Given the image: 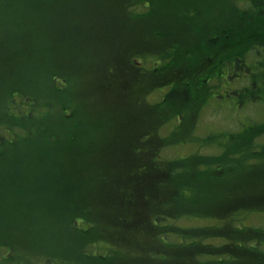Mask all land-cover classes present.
<instances>
[{
  "label": "rangeland",
  "instance_id": "1",
  "mask_svg": "<svg viewBox=\"0 0 264 264\" xmlns=\"http://www.w3.org/2000/svg\"><path fill=\"white\" fill-rule=\"evenodd\" d=\"M19 1L25 3L26 0ZM46 1L44 0L43 5L38 8L40 12L53 17V24L47 22L49 38L46 44L30 47L31 49L27 45L20 49H14L13 46L8 49L11 54L5 56L9 58L4 59L5 63L3 65V67H7V72L0 74V106L5 100L3 96L5 82H17L25 88L41 92L42 97L40 98L42 101L51 102L48 107H41L39 115L44 116L48 114V109H52L49 113V117H51L49 123L53 132L58 131V135H62L59 131L63 132L64 127L70 129L69 124H74L77 136L80 135L81 139L86 141L82 145L92 143L95 140H97V144L101 143L100 140L102 139L107 140L113 129L119 125H124L123 127L126 129L129 127L131 130H134L137 126V130H139L140 126H144L147 135L156 137L164 135L166 139L163 142H156L155 149L152 150V147L149 150L151 156H162L169 159L188 156L194 158L191 159L194 163L196 154L201 156L202 150L206 154H217L222 149L218 146L221 142L226 144L229 142L239 146L249 145L255 151L251 160L258 164L255 166L254 172L249 171L247 174L243 172L240 179L245 176L247 179L256 180L257 176L264 175V90L259 89L260 84L256 85L255 83L256 79H264V69H259V65L257 74H245L246 70L239 69L238 64L221 67L217 53L206 51L202 61L199 57L200 54L196 55L200 51L193 50L199 43L209 42L210 44L214 35L219 33L216 30L217 27L225 28L224 35L226 33L233 35L236 30L238 31L236 27H239L240 22L237 21L236 16H238L240 10L234 11L237 0H152V9L149 5L139 2L140 0H78L77 7L72 15L64 12L67 0H60V3L57 1L55 3L57 4L56 9L53 7V1L51 3L47 1V4H49L46 7ZM1 3L3 2L0 1ZM123 4L126 6L122 7ZM127 5H129V9ZM137 11L142 12L139 13L141 14L140 17ZM53 13L54 15H52ZM1 18L0 15V31H10L11 28L4 24ZM190 18L192 22H190ZM35 22L37 23V21ZM248 33L252 36L245 40L240 41L236 38V42H240L242 50L240 55L248 59L252 58V61L259 57L264 58V53L248 52V48H251L253 43L258 42L259 37L256 35L255 27H252ZM175 45H178L179 48L172 51ZM2 47L3 45H0V52ZM169 53L175 55L176 59L174 60L176 63L173 65H177L178 69L203 63L199 67L209 69L215 76L222 68L224 77H219L221 85L216 88L223 89L224 86H228L240 90L242 93L241 105L238 108H230L231 101H229V104H225L224 107H212L211 105H204V103L197 104L194 98L188 95L190 92L187 93L185 88H179L174 93L169 94L170 97H167V102L170 101L168 111L173 114L172 119L168 122L164 119L165 116L160 118V115H163L162 109L154 108L155 110H153L150 107L153 106L151 103L148 102V105L143 103L145 99L139 101L142 105L137 104V98H142L143 89L141 92H135L133 98L124 101V105L129 103L130 107H128L126 115L123 116L121 111L124 109L123 103L119 101L120 96L117 95L123 89V84L118 88L115 86L114 81L109 80L107 82L111 87L106 92L104 91L106 89L104 87L106 77L103 78V76L109 74L113 78V72L124 74V77L126 75L135 76L137 74L135 69L138 68V65L135 61H132L134 66L131 65L133 57L146 55L154 59L160 56L157 54H162V58L166 59L167 57L171 58ZM192 55L196 56L195 61L190 59ZM184 63H187V65H182ZM153 64V61L148 60L146 62L148 67ZM117 66H122L123 71ZM21 68L27 74L19 77L16 74V69L20 71ZM163 68H167L168 71L173 66L170 64V66L165 65ZM192 68L194 74L198 75L196 66ZM50 71L59 77L55 78L57 90L55 89L53 92L49 88L51 83L47 77ZM172 72H168V75ZM145 73L152 74L153 71L147 70ZM241 73L244 74L241 75ZM199 78H195L193 82V92L197 95L203 93L204 90V88L198 89L195 84ZM97 80H99V87H97ZM60 88L63 89L62 92L59 90ZM216 92L220 97H223V100H235V97L228 92ZM255 93H262L263 95L255 97ZM57 95L63 99L61 102L57 99L55 101ZM146 98L153 100L149 93ZM61 103H67L69 109L61 111ZM70 106L74 107L73 110L77 113L76 117L68 120L69 122H66L68 125L65 126V116L69 115L72 110ZM136 106L142 107L135 110ZM106 110L107 113H105ZM149 111L161 112L162 114H151L148 113ZM62 115L65 116L62 118ZM121 120L124 121L121 122ZM181 122H183L182 126L185 133H177L173 139L172 129ZM1 127L2 132L7 131L6 128ZM8 131L5 134L6 137L10 134ZM117 131L121 132L122 139L128 137L138 138L137 133L134 131L128 136L120 128H117ZM112 138L110 137L107 140L108 143L113 141ZM36 139H39V135L33 138V140ZM33 140L31 142L28 140L30 144L28 142L9 144L8 148L5 149V155L0 158V223L2 225L9 224V228L3 232L10 233L12 237L28 238L31 239L29 241L31 243H38L41 238L47 244L55 242L57 243L55 245H58L59 241L65 240L61 236L63 235L61 222L55 223L51 220L54 218L51 213L52 209L56 207L52 195L55 189L53 181H55V176L58 174L52 168H49L51 164L53 165L54 162L57 164V162L53 159L54 162L49 165V159L45 158L46 153L44 152L50 147L41 146ZM144 146L146 144L144 145L143 142L139 141L136 148L144 149ZM199 146L202 147L201 152L190 155L193 151L200 150L201 147L199 148ZM106 147H108V144H106ZM109 147L114 149L118 146L112 142ZM211 156L215 160L216 156L220 157L222 154ZM53 157L55 158V156ZM245 157L249 158V156ZM25 158L30 159L28 164L27 162L24 163ZM223 160L226 159L223 158ZM241 160L243 159H239L240 162H242ZM238 168L239 165L235 167V169ZM239 182L242 185L246 184L247 181L241 179ZM249 186L254 190L257 189L255 183ZM241 187L243 188V186ZM217 190L208 187L204 201L197 200L193 204H183L184 207H193V209L183 208V210L197 214L196 218L185 220V216H181L176 219V222L187 226L207 224H226L227 226V220L226 223L218 221L216 217L209 213L211 209L217 207V203H215ZM222 196H224V193L220 194V197ZM22 199L33 206L34 203L36 206L40 205L41 214L35 212L22 223H20L22 221L20 215L13 218L15 216V206ZM262 200L254 198L252 203L264 205ZM223 202L224 199L221 203ZM57 210L59 211V208ZM223 217L225 218L226 215ZM236 222L247 227L255 226L258 233L264 234V209L239 211ZM229 223L235 224L233 222ZM230 232H226L224 236L221 234L216 235L211 240H204L203 243L217 244L235 239L233 235L227 236ZM191 239L200 240L203 238L200 236L192 237L191 235L183 236V240L189 248ZM22 244L26 245L25 242ZM169 245L166 244L165 248H156V246L150 248L163 250L168 256L172 257L174 246ZM123 247L127 249L128 246L123 245ZM207 247V245L204 246V248ZM194 249L186 254L181 253L185 257V264L194 253L198 254L200 260L207 256L206 252L197 251L198 248L196 247ZM11 250H14V248H11ZM163 251L161 254H164ZM101 252L108 253L104 250ZM114 256H118V253H114ZM111 257L102 255L91 261L97 264H136L132 261L130 263L123 260L119 261L118 257ZM142 257L147 259L145 251L142 253ZM222 258L225 259V264H264V258L259 253L239 259L232 258V256L230 257L225 253ZM130 260H132V257H130Z\"/></svg>",
  "mask_w": 264,
  "mask_h": 264
},
{
  "label": "trees",
  "instance_id": "2",
  "mask_svg": "<svg viewBox=\"0 0 264 264\" xmlns=\"http://www.w3.org/2000/svg\"><path fill=\"white\" fill-rule=\"evenodd\" d=\"M0 1L3 2L0 4L1 21L11 28L10 31H0V45H3L0 52L1 74L7 72V67L3 65L4 59L9 58L5 56L11 54L8 52L10 47L20 49L27 45L31 49L37 45L46 44L49 38L47 22L53 24V17L39 11L38 7L43 5L44 0H26L25 3L19 0ZM47 1L49 3L53 1L55 9L57 7L55 3L57 1L60 3V0ZM47 1L46 7L49 4ZM77 4L78 0H67L64 12L74 14ZM61 6L63 8L62 4ZM124 6L126 5L123 4L122 7ZM237 10H240L236 16L237 21L240 22L239 27H236L238 31L236 30L233 35L227 33L224 35L222 32V36L226 42H235L236 38L240 41L245 40L252 36L248 32L255 27L256 35L259 37L258 42L253 43L256 45H254V52L264 53V0H237L234 11ZM117 68H121L122 71V66ZM113 73V78L109 74L103 76V78L106 77L104 85L106 92L111 87L107 82L109 80H113L118 88L123 84V74ZM16 74L20 77L27 73L21 68L20 71L16 69ZM47 77L50 79L51 92L57 90L55 78L59 77L51 71ZM9 82L11 81L5 82L3 95L5 100L0 106V158L5 155V149L9 144L29 143L28 140L31 142L37 135L39 139L33 140L34 142L50 147L44 152L45 158L49 159V165L54 160L57 162V164L55 162L51 164L49 168L58 174L53 181L55 189L52 195L56 207L52 209L54 218L51 220L55 223L61 222L63 235H60L65 240L59 241L58 245H55L57 244L55 242L47 244L41 238L38 243H31L29 242L31 239L23 237L20 239L12 237L10 233L6 234L3 231L9 228V224L0 223V264H97L91 260L102 255L118 257L119 261L129 263L132 261L136 264H185V257L181 253L186 254L194 247L198 248L197 251L206 252L207 256L200 260L198 254L194 253L186 264H225V259L222 258L225 253L238 259L259 253L264 258V234L258 233L255 226L247 227L236 222L239 211L264 209V205L252 203L254 198L263 199L262 202H264V175L257 176L256 180L243 176L241 179L246 180V184L241 185L239 182L243 172L247 174L249 171H255L258 163L251 160L255 152L254 148L249 145L239 146L221 142L218 146L222 149L217 154H206L203 150L201 152L202 147L199 146L200 150L197 149L190 154L201 152V156L196 154L194 163L191 161L194 158L188 156L170 159L151 156L149 150L152 147V150L155 149L157 141L166 140L164 135L149 136L144 131L146 130L144 126H140L139 130H137L138 126L131 130L129 127L124 128V125L113 129L111 136L108 137V139L113 137V141L109 143L108 139H102L99 144L95 140L82 145L86 141L82 140L80 135L77 136L74 124H69L70 129L64 127V131L70 130L69 132L59 131L62 135H58V131L53 132L50 129L49 113L52 109H48V114L44 116L39 115L42 106L48 107V104H51L50 101H42L41 92L25 88L17 82ZM96 82L99 87V80ZM59 90L63 91L62 88ZM148 90L147 82L144 85L142 98L137 100V104L142 105L138 101L145 99L143 103L147 105L148 102L151 103L153 106L150 107L153 110L154 108L162 109L163 115H160V118L165 116L164 119L169 122L173 117L172 112L168 111L170 101L167 102L165 96L162 100L158 98L151 102L146 98ZM122 92L121 89L117 95L120 96L119 101L123 103L124 109L121 111L124 116L130 104L124 105L127 99L123 97ZM133 96L132 93L129 98ZM56 99L59 102L63 100L58 95L55 101ZM60 106H62L61 111L69 109L67 103H61ZM138 107L136 106L135 110H138ZM70 108L72 110L69 115H62V118L64 116L66 118L65 126L68 125L66 123L69 122L68 120L76 117L77 112L73 110L74 107L70 106ZM150 111L148 113L162 114ZM107 112L106 110L105 113ZM182 124L183 122L178 123L172 129L173 139L177 133H185ZM1 126L9 130L8 137L5 135L7 131L2 132ZM117 128L122 129L126 136L134 131L138 138L122 139L121 132H116ZM139 141L146 144L144 149L136 148ZM112 142L118 147L114 149L109 147ZM219 153L222 156H216L213 160L211 155L215 156ZM239 159L244 161L240 162ZM29 161L28 158L24 159L25 164ZM237 165L239 168L235 169ZM252 183L257 185L256 190L249 186ZM208 187L218 189L215 197L217 207L211 209L209 213L218 221L226 223L227 220V226L226 224L187 226L177 223L176 219L181 216H185V220L196 218L197 214L183 210V208L193 209V207H184L183 204H193L197 200L204 201ZM222 193L224 196L220 197ZM223 199L224 202L221 203ZM35 212L41 214L40 205L36 206L34 203L33 206L22 199L15 206L13 218L20 215L22 220L20 223H22ZM62 222H64L63 225ZM9 231L12 232L11 229ZM228 231L231 232L227 236L233 235L235 239L217 244L203 243L204 240H211L216 235L224 236ZM188 235L200 236L203 239H191L189 248L183 240V236ZM68 239L71 240L67 241ZM23 242L26 245H23ZM166 244L174 246L172 257L163 250L165 255L161 254V250L156 249L165 248ZM123 245L128 246L127 249ZM205 245L208 247L204 248ZM152 246L156 248H150ZM103 250L108 253L101 252ZM144 251L147 259L142 257ZM114 253H118V256H114Z\"/></svg>",
  "mask_w": 264,
  "mask_h": 264
},
{
  "label": "flooded vegetation",
  "instance_id": "3",
  "mask_svg": "<svg viewBox=\"0 0 264 264\" xmlns=\"http://www.w3.org/2000/svg\"><path fill=\"white\" fill-rule=\"evenodd\" d=\"M143 1V2H142ZM139 2H142L144 4H148L150 9H152L151 3L153 2L152 0H142ZM129 9V5L127 6ZM140 7V6H139ZM139 17L141 16L142 13L141 11H137ZM190 22H192L190 18ZM198 29V27H197ZM216 30L219 32L217 37H213L211 40L212 42L209 44L208 43H199V45L194 48L193 50L200 53H196V55L200 54L199 57L203 61L204 58V53L206 51H211L214 52V54H218L219 56V63L221 67H226L228 65H237L239 66V69L246 70V73L250 74H257V69H264V58H258L254 61L253 59L242 57L240 54H242V50L240 47V42H232L228 43L226 42L225 38L222 35V32H225V28H220L217 27ZM255 44L252 45L251 48H248V52L255 53L253 50H255L254 47ZM256 46V45H255ZM179 46L175 45V47L172 49V51L178 49ZM156 54V53H155ZM171 54V58L167 57L166 59L162 58V54H157L160 55L158 58H151L146 55H143L142 57H133V60L131 59V65H133L132 61H135V63L138 65V68L136 70V75L131 76V75H126L123 79V89H122V94L123 97H125L127 100H129L131 94L135 92H141L144 89L145 83L148 82L149 85V93L151 96L156 99L157 97L160 96V100H162L166 95L168 96L171 93H174L176 90L179 88L186 89L188 95H190L191 98H194V101H196L197 104L204 103V105L208 106H218V107H224L225 104H229L231 101L232 104H230V108H238L241 104V91L236 90L234 88H229L228 86H224L223 89H218L216 87L220 86L221 84L219 83V77H224L223 69L220 68V72L214 76V73H211L209 69H204L200 68L199 65L201 64H194V65H188L187 67H183L178 69L177 65H173L175 62L174 59H176L175 55L173 53ZM142 58V60H141ZM192 61H195L197 58L195 55H192L190 58ZM153 61L154 64L151 66H147L146 62L147 61ZM240 62L238 63V61ZM172 64L173 68L167 71V68L165 65ZM182 65H187V63H184ZM134 66V65H133ZM193 66H196V73L198 75H195L194 69L192 68ZM214 69L216 68L215 65L213 66ZM123 69V68H122ZM147 70L153 71L152 74H147L145 73ZM123 71V70H122ZM173 71V72H172ZM178 71V72H177ZM168 72H172L170 75H168ZM205 73H208L207 75ZM240 73V72H239ZM238 73V74H239ZM244 73H241L243 75ZM124 76V74H123ZM200 77L195 84L197 85L198 89L204 88L203 93L197 95L193 92L194 90V79ZM254 78V77H253ZM113 81V80H112ZM256 85H259L258 88L264 90V79L261 80H255ZM234 89V90H232ZM219 92H228L232 96L235 97V100H223V97H220L218 95ZM207 93V94H206ZM135 95V94H134ZM244 95V94H243ZM262 93H255V97L257 96H262ZM140 96V95H139ZM129 98V99H128ZM139 98V99H138ZM137 99L140 100L141 98L138 97ZM139 102V101H138Z\"/></svg>",
  "mask_w": 264,
  "mask_h": 264
}]
</instances>
